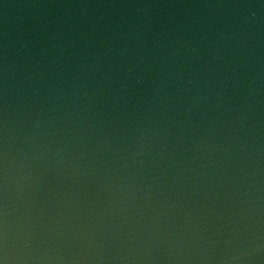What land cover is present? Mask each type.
I'll list each match as a JSON object with an SVG mask.
<instances>
[{"label":"water","instance_id":"water-1","mask_svg":"<svg viewBox=\"0 0 264 264\" xmlns=\"http://www.w3.org/2000/svg\"><path fill=\"white\" fill-rule=\"evenodd\" d=\"M0 264H264V0H0Z\"/></svg>","mask_w":264,"mask_h":264}]
</instances>
